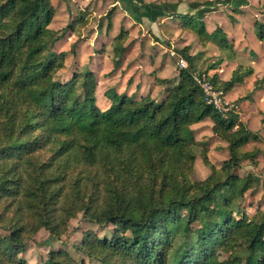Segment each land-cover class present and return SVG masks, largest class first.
I'll return each mask as SVG.
<instances>
[{"label":"trees","instance_id":"1","mask_svg":"<svg viewBox=\"0 0 264 264\" xmlns=\"http://www.w3.org/2000/svg\"><path fill=\"white\" fill-rule=\"evenodd\" d=\"M55 10L50 0H0V264H29L21 253L34 235L43 228L50 241L61 240L77 213L101 230L111 225V233L88 228L74 244L79 258L51 248L42 264H264V210L256 204L249 213L253 204L245 205L259 179L239 173L258 153L240 146L259 136L236 113L225 117L208 103L197 81L205 75L228 92L253 68L239 64L222 79L220 60L198 71L186 46L175 79H157L160 99L111 89L101 109L92 70L60 76L67 51H51L60 39L50 26ZM170 16L227 46L219 28L206 32L201 16ZM128 35L121 28L113 36L114 68ZM205 118L228 157L216 168L204 150L211 172L198 180L193 163L203 142L191 127Z\"/></svg>","mask_w":264,"mask_h":264},{"label":"rangeland","instance_id":"2","mask_svg":"<svg viewBox=\"0 0 264 264\" xmlns=\"http://www.w3.org/2000/svg\"><path fill=\"white\" fill-rule=\"evenodd\" d=\"M50 1L59 10L50 26L60 34L51 51H67L60 76L68 79L73 71L92 70L97 79L96 103L101 109L108 106L109 99L105 94L108 95L111 89L138 96L151 92L160 99L164 88L157 79H175L177 68L186 65L178 50L186 46L189 53L198 56V71L220 60L216 72L222 79H228L239 64L251 66L253 73L226 95L236 105L228 112L236 111L238 118L259 136L240 146L242 152L257 150L258 153L256 164L244 160L239 173L253 174L259 179L254 191L247 192L245 205L253 204L247 211L252 213L256 204L264 210V39L257 37L260 27L264 31V0H133L138 4V13L131 11L129 0ZM141 3L148 4L151 9ZM185 12L201 16L206 32L219 28L227 46L203 40L194 29L186 28L179 19L170 16ZM121 28H126L129 35L122 62L114 68L112 39ZM255 85L258 89H254ZM251 90L253 92L249 93ZM211 125V120L205 118L191 127L195 138L204 144L198 146L193 163V177L198 180L211 172L202 160L204 150L216 168L228 157L226 142L211 131ZM88 228L97 230L99 235L112 231L111 225L101 230L86 223L81 213H77L70 219L68 231L61 240L50 241L48 231L42 228L21 255L29 264H42L51 248L64 247L79 258L74 244ZM220 254L224 259L228 251L221 250ZM86 264L95 263L86 260Z\"/></svg>","mask_w":264,"mask_h":264},{"label":"built area","instance_id":"3","mask_svg":"<svg viewBox=\"0 0 264 264\" xmlns=\"http://www.w3.org/2000/svg\"><path fill=\"white\" fill-rule=\"evenodd\" d=\"M201 77H197V81L206 95L207 102L213 104L226 117L228 111L236 105L227 99L223 90L215 89L208 79Z\"/></svg>","mask_w":264,"mask_h":264},{"label":"crops","instance_id":"4","mask_svg":"<svg viewBox=\"0 0 264 264\" xmlns=\"http://www.w3.org/2000/svg\"><path fill=\"white\" fill-rule=\"evenodd\" d=\"M56 8H57V6L55 7V9H56ZM57 11H59L58 8L56 9L55 14H57ZM232 89H233V88H232ZM232 89H231V90H232ZM231 90H230V91H231ZM230 91H228V92H224V91H223L226 97H227L226 94H228ZM147 93H150V95L153 96V95L151 94V92H147ZM145 94H146V93H145ZM142 95H143V94H142ZM137 96H138V95H137ZM139 96H140V95H139ZM153 97H154V96H153ZM227 98H228V97H227ZM235 113H236V111H235ZM236 114H237V113H236ZM239 114H240V113H239ZM239 120H240V119H239Z\"/></svg>","mask_w":264,"mask_h":264}]
</instances>
